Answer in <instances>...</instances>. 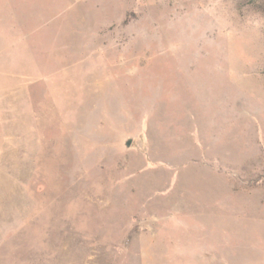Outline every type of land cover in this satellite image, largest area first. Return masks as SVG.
Listing matches in <instances>:
<instances>
[{
	"label": "rangeland",
	"instance_id": "rangeland-1",
	"mask_svg": "<svg viewBox=\"0 0 264 264\" xmlns=\"http://www.w3.org/2000/svg\"><path fill=\"white\" fill-rule=\"evenodd\" d=\"M0 264H264V0H0Z\"/></svg>",
	"mask_w": 264,
	"mask_h": 264
},
{
	"label": "water",
	"instance_id": "water-1",
	"mask_svg": "<svg viewBox=\"0 0 264 264\" xmlns=\"http://www.w3.org/2000/svg\"><path fill=\"white\" fill-rule=\"evenodd\" d=\"M130 144H131V141L128 140V141L125 143V147H126V148H129Z\"/></svg>",
	"mask_w": 264,
	"mask_h": 264
}]
</instances>
